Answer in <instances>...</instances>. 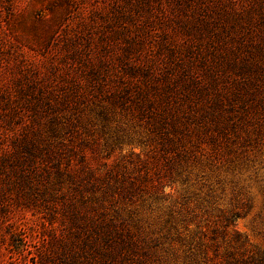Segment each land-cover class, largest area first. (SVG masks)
I'll return each instance as SVG.
<instances>
[{"label":"rangeland","instance_id":"1","mask_svg":"<svg viewBox=\"0 0 264 264\" xmlns=\"http://www.w3.org/2000/svg\"><path fill=\"white\" fill-rule=\"evenodd\" d=\"M156 89L172 98L159 105ZM179 102L204 131L183 139L192 155L168 175L149 162L161 136L147 122ZM148 170L166 182L160 198L107 195L137 245L83 244L94 236L75 210L93 196L89 174L143 184ZM254 254L264 256V0H0V264Z\"/></svg>","mask_w":264,"mask_h":264},{"label":"trees","instance_id":"2","mask_svg":"<svg viewBox=\"0 0 264 264\" xmlns=\"http://www.w3.org/2000/svg\"><path fill=\"white\" fill-rule=\"evenodd\" d=\"M155 92H157L159 105L161 102L164 103L169 98H172L170 95L173 94L170 89H156ZM254 94H256V92L251 95ZM181 99L186 101V97L184 95ZM176 106V109H179V112L174 111L175 108L172 111L159 109L158 111L160 112L154 113L153 115L149 114L147 122L148 127L150 125L149 129L156 132L158 134L157 136H161L160 140L149 149V162L151 161L153 163V168L156 170L160 160H163V168H160L159 166L157 169H164V171H167L168 175L171 173L170 167L174 162L180 161L181 159H184V162H186L185 159H189L192 155V144L187 146L186 143H183V139H190V136L192 135L198 137L199 135H202L200 132L204 131L202 128L194 127L195 123L192 127V120L195 121L193 113L191 114V112L185 111L180 102ZM155 164L156 166H154ZM154 174L159 175V173H152L151 170H148L145 174V183L140 184L133 181L117 180L115 177L114 182L108 181V171L105 175L90 173V177L88 178L86 184H83L82 187L85 188V191H91L93 196L81 201V209L75 210L76 216L81 217L84 221H86L84 224H89L92 229L90 234H93L94 236V238H91L90 236V238L83 240V244L88 246V243L93 241L101 244L99 242L100 240L107 246L122 245L128 248L135 247L138 239L131 234L132 232L124 219H119L117 216L110 215L107 205L112 204L111 200L113 199L114 194L124 198L125 196L122 195H127L131 192L135 193L136 191H143L147 193V195H149L148 198L153 195V193H157L156 195L154 194L155 198L153 197V199L160 198L163 189L166 186V182L160 180L159 178L154 179ZM169 187H172V185L170 184ZM107 195H111L112 199L107 200ZM179 204H181L180 207L183 205L182 202ZM173 209L174 208L171 209V214L174 212L178 214L180 211L178 206L177 210ZM230 256L231 255H227L224 260V264H264L263 255L254 254L240 258H232ZM70 264H75V260H72Z\"/></svg>","mask_w":264,"mask_h":264}]
</instances>
